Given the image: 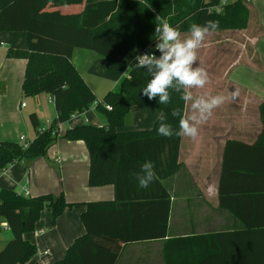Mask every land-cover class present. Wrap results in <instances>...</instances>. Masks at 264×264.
<instances>
[{"label":"trees","instance_id":"obj_1","mask_svg":"<svg viewBox=\"0 0 264 264\" xmlns=\"http://www.w3.org/2000/svg\"><path fill=\"white\" fill-rule=\"evenodd\" d=\"M247 0H0V32H25L26 48H8L6 57L25 59L21 82L23 98L44 93L54 104L55 117L43 131L35 113L29 121L34 137L24 147L12 140L0 141V170L16 161L42 156L61 136L82 140L88 151L87 184H110L112 199L81 202L66 201L59 193L25 196L10 188L0 189V219L5 221L11 238L0 249V264H26L36 254L35 245L24 238L31 232L44 208L53 221L74 205L85 206L80 220L85 232L66 248L63 257L49 264H115L127 242L165 238L169 194L164 180L182 166L178 161L180 134L178 123L184 118L186 86L174 80L168 88L170 101L160 104L140 91L151 79L148 68H137L139 48L157 38L155 26L160 18L189 32L193 23L212 30H240L247 27L250 8ZM215 22L212 28L206 22ZM75 48L90 49L102 56H120L128 68L118 90L108 91L96 100L92 88L72 63ZM161 52L155 54L158 59ZM178 89V90H177ZM93 102L106 114V122L74 125L59 134L60 124L72 115L87 110ZM109 104L107 110L103 104ZM132 105H153L158 111L149 129L124 130V119ZM264 137V101L259 105ZM163 112L164 120H160ZM177 115L173 116V113ZM160 123L171 125L174 134H157ZM264 141V138H261ZM223 160H225V152ZM145 162H151L154 179L147 188ZM225 166L222 167L221 179ZM264 176V170L251 171ZM245 174V173H243ZM156 209L158 214L156 216ZM240 238L234 240V245ZM165 264H264V252H242L230 246L219 234L170 238L164 245ZM239 261V262H238Z\"/></svg>","mask_w":264,"mask_h":264},{"label":"crops","instance_id":"obj_2","mask_svg":"<svg viewBox=\"0 0 264 264\" xmlns=\"http://www.w3.org/2000/svg\"><path fill=\"white\" fill-rule=\"evenodd\" d=\"M248 5L250 15L246 28L227 30L224 33L219 30L208 31L195 49L196 61L192 67L203 69L207 82L202 88L186 86V93H191L192 99L185 102L184 118L195 117L189 123L195 127L196 136L188 137L181 132L178 161L182 166L163 182L169 194L165 238L125 243L115 264H165L164 245L167 239L208 234H219L220 238L230 243L232 249L264 252V176L251 172L264 170V141H260L264 137L261 135L262 124L258 111L264 101V78L255 80V83L252 78L240 79L238 73L230 78L234 67L237 70L242 63L252 67L249 72H262L256 46L264 38V24L257 20L259 12L264 11V0H252ZM190 36V32L180 33L179 38L184 40ZM7 43L10 48H26V33L0 32V48ZM6 52L4 54V50L0 49V67L6 61L7 71L0 80V113H5L12 101L17 103L20 112L31 105L30 112L26 114L28 119H20L18 114L14 116L17 125L22 126L24 122L27 130L26 138L20 141L29 142L35 134L28 117L30 113L36 114L41 125L53 119L43 120L36 109L39 96L44 93L22 97L21 82L26 61L21 59L24 66L22 76L12 74L13 59L16 58L6 57ZM78 52H81L80 49L75 48L71 61L86 81L83 72L79 70V60L75 62ZM218 76L220 81L216 79ZM87 84L90 86L91 82ZM216 91L229 92L226 98L231 102L228 109L230 112L224 114L217 104L205 111L202 118L200 110L193 108L192 104L198 100L210 103L213 99L211 93ZM234 92L237 93L235 98ZM47 96L53 104L50 96ZM85 112L74 115L72 122H69L70 119L60 124L59 134L62 135L65 129L74 125L89 123ZM231 112L235 113L234 117L230 115ZM154 121L124 119V126L120 130L149 129ZM65 140L62 136L57 139L61 145L54 151V166L38 161L39 157L16 161L0 173V189L10 188L23 195L27 191L26 196L62 193L69 202L112 199V185L90 187L87 184L88 164L85 176L82 168L76 176L70 174L68 166L71 153L82 147L80 142ZM57 156L59 162L55 161ZM51 166L59 168V178L52 173L55 168ZM223 166L225 169L221 179ZM85 209L84 205L74 204L53 221L50 210L44 208L34 229L24 234V238L36 247L34 258L26 264H49L61 259L71 242L85 232L79 217ZM0 222L5 221L0 219ZM0 237L1 249L11 238L9 228H0ZM235 238H240L236 245ZM247 259L240 258V263L249 264L244 263Z\"/></svg>","mask_w":264,"mask_h":264},{"label":"rangeland","instance_id":"obj_3","mask_svg":"<svg viewBox=\"0 0 264 264\" xmlns=\"http://www.w3.org/2000/svg\"><path fill=\"white\" fill-rule=\"evenodd\" d=\"M249 2H252L249 1ZM257 20L264 24V11H260L259 15L257 17ZM242 30V29H241ZM220 33H224L227 31L226 29H221ZM264 37V35H262ZM10 44L7 43L6 46H2L5 52L10 48ZM81 52H78L79 54L75 57L78 61L79 70H81L83 75L85 76L86 81L91 82V85L93 87V93L96 98V100H102L103 96L108 91H115L119 89V84L122 78L125 76V73L127 71V62L120 56H110L105 57L102 56L90 49L86 48H78ZM257 50V57L260 60V66L262 72H249L252 67L248 66L247 64H240L236 70L234 69L231 71L230 78H234V74L238 73L240 76V79L242 78H252V82L255 83V80H260L261 78H264V38L260 40V43L256 46ZM92 54H90V53ZM228 62V61H226ZM6 61H4L3 65L0 67V80L2 78V74L4 77V74L7 72ZM23 64L21 62V59H13V65H12V74H15L17 76H22L23 73ZM237 71V72H236ZM217 81H220V76H218ZM262 80V79H261ZM1 84V81H0ZM90 85V86H91ZM229 93V92H228ZM227 92H214L211 93L213 98H220V103L218 104L219 107L223 110L224 114L225 112L228 114L230 112L229 106H230V100H228ZM132 108H130L129 112L125 116V121H128L129 119H156L158 116V111L155 106L153 105H144V106H137L132 105ZM7 111L5 113H0V140H12L17 141L20 143H23V141H20V137L23 139L26 138L27 130L24 126V122L22 126L17 125V121H15L14 116L15 114H18L20 119H28L27 115L28 112H30V108H32L31 105H28L26 108H23L22 111H19V107L17 106V103L12 101L9 106L6 107ZM36 109L39 111L40 117L45 119H53L54 114V107L51 102L48 101L47 94H43L39 96V105H37ZM190 107L188 108V110ZM86 111V112H85ZM85 114L87 117V120H90L93 125H101L106 122V114L105 111L101 107H96L93 104L85 110ZM230 115L232 117L235 116L234 112H231ZM74 120H70L69 122H72ZM27 140V139H26ZM25 141V140H24ZM65 141H68L66 139ZM70 142L81 143V150H77L71 153L70 156V164L68 166V170L70 174L73 176L77 175V171L81 168L83 170V175L85 176V168L88 164V151L86 148L85 143L82 140H69ZM61 145L60 141H56L46 152L44 155L39 156L38 161H41L42 163H52V158L54 157V151L59 149ZM61 151H59L60 153ZM58 153V154H59ZM14 163V162H13ZM12 164V163H11ZM50 164V165H51ZM81 164V166H80ZM54 166V164H53ZM51 166V167H53ZM55 170H52V173L56 175L57 178H59V168L53 167ZM55 171V172H54ZM83 176V177H84ZM2 238L0 237V244H1ZM43 252V251H42Z\"/></svg>","mask_w":264,"mask_h":264},{"label":"clouds","instance_id":"obj_4","mask_svg":"<svg viewBox=\"0 0 264 264\" xmlns=\"http://www.w3.org/2000/svg\"><path fill=\"white\" fill-rule=\"evenodd\" d=\"M207 24H210L212 28L217 27L215 22L209 21L206 22ZM154 31L157 38L162 41L156 45L157 50L161 52V56L158 59L151 54L137 56L136 67H147L148 74L151 76V79L147 80L140 93L149 100L158 97L160 104L167 105L170 101L168 88L172 86L174 80L178 85L189 88H202L207 82V75L203 69L193 68L192 65L196 61L195 49H197L200 42L204 39L205 34L208 32V27L193 23L189 26L191 36L181 40L178 28L172 26L167 19L160 18L158 23H156ZM236 95L237 93L234 92L233 98ZM180 98L187 101L191 100L192 96L191 93H184ZM219 103L220 98H213L210 103L198 100L192 104V107L199 109L203 118L205 111H208ZM172 115L175 116L177 113L174 112ZM192 119H195V117H189L188 119L181 118L178 123L179 132H176V134L182 132L185 136L195 137L196 129L189 123V120ZM160 120H164L163 112L160 114ZM157 134L163 137H170L174 132L171 125L160 123L157 128ZM142 168L149 171L147 179H141L138 185L140 188H147L149 182L154 179V173L151 171V162H145Z\"/></svg>","mask_w":264,"mask_h":264},{"label":"built area","instance_id":"obj_5","mask_svg":"<svg viewBox=\"0 0 264 264\" xmlns=\"http://www.w3.org/2000/svg\"><path fill=\"white\" fill-rule=\"evenodd\" d=\"M247 1H251V0H247ZM227 2V0H221V3H226ZM160 42H162V41H160L158 38H156V39H154L150 44H148V45H145L144 47H141V48H139L138 49V51H137V54H136V58H137V56H139V55H143V54H151V55H153V56H155V54L157 53V52H159V50H157V48H156V45L158 44V43H160ZM137 60V59H136ZM50 101H52V99L50 98ZM94 106L95 105H97V102H93L92 103ZM103 106L107 109V110H110L111 109V106L109 105V104H103ZM74 115H72V117H73ZM71 117V118H72ZM48 124H49V121H46V123L45 124H43V125H41L39 128H38V130H40V131H43L45 128H47L48 127ZM21 140L23 139V138H20ZM28 144V142H26V141H24L23 140V143H22V145L25 147L26 145ZM55 161L56 162H59L60 161V158L57 156L56 158H55ZM2 172V170H0V173ZM26 194H27V191L25 192V196H26ZM0 228H2V229H6V228H8V225H7V223L6 222H0ZM46 253V252H45Z\"/></svg>","mask_w":264,"mask_h":264}]
</instances>
